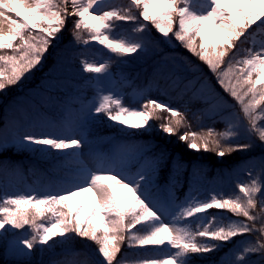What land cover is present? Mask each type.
Wrapping results in <instances>:
<instances>
[{
	"label": "snow or ice",
	"instance_id": "1",
	"mask_svg": "<svg viewBox=\"0 0 264 264\" xmlns=\"http://www.w3.org/2000/svg\"><path fill=\"white\" fill-rule=\"evenodd\" d=\"M68 17H75L72 36L78 44L95 43L116 56L138 54L146 51L145 36L127 39L113 32L121 27L119 22L131 23L133 33L147 32L150 24L166 41L179 42L187 53L207 66L223 93L240 106L247 126L239 117H222L227 125L222 132L213 128L203 133L184 132L178 138L186 142L189 150L211 151L223 158L251 148L253 136L264 145V39H256L257 33L264 34V0H125L123 4L116 0H0V92L21 83L42 65ZM205 32L209 38L219 39L210 44ZM249 41L255 47L241 54L238 42ZM108 67L107 61L97 64L81 60L83 72L96 74L88 79L97 87V95L77 112L66 114L58 135L21 134L13 121L12 127L0 132V150L15 147L42 156L55 151L66 160L78 157V150L85 143L81 130L90 123L103 122L101 117L134 133L152 129L154 119L163 120L159 129L169 136L187 125L186 113L162 100L140 93L139 107L132 108L119 95L105 93L101 86L111 76ZM193 71L201 72V76L169 78L163 88L181 98L190 94L192 100L203 102V115H219L227 102L198 66H193ZM162 113L168 115L164 117ZM242 138L248 142L239 143ZM147 150L119 145L112 157H99L95 169L80 167L54 190L3 197L0 234L30 229V237L16 241V251L22 257L30 256L36 245L44 250L67 243L72 239L71 233L98 246L102 260L95 264H191L193 254L214 252L237 236L258 233L255 242H241L243 247L236 253L235 261L247 264V257L256 255L255 264H264V181L260 175L247 183H237L238 193L231 196L213 193L208 199L198 200L189 193L183 202L163 203L150 193L152 175L163 160L162 154L145 158L134 174L126 171L131 161ZM261 172L264 173V162ZM0 173L5 177L14 174L7 168H0ZM258 206L259 213L254 214ZM211 209L220 212L210 216ZM223 211L244 217L247 222L231 220L222 215ZM169 217L172 222L167 221ZM181 220L189 222L182 224ZM192 222H198L195 231ZM197 237L207 238L206 242H198ZM125 241L129 249H143L134 254L132 261L117 260Z\"/></svg>",
	"mask_w": 264,
	"mask_h": 264
},
{
	"label": "rangeland",
	"instance_id": "2",
	"mask_svg": "<svg viewBox=\"0 0 264 264\" xmlns=\"http://www.w3.org/2000/svg\"><path fill=\"white\" fill-rule=\"evenodd\" d=\"M74 19L75 17H68V22H71ZM130 29L131 25L120 30H114L113 35H122L127 39H138L141 35H143L146 37V51L139 52L138 54L116 56L114 54L108 53L106 49H103L102 46L95 43L92 45L82 46L78 48L74 47L73 50L70 49V47L57 48L52 55V57H54L53 61L55 62L52 63L47 72L43 73L42 77L39 79L40 83L36 86H33V89H29V97L27 98V101L25 100V102H20V104L18 102L16 106L12 108L13 110L17 111V115H15V113L6 114L2 121V125L4 126L3 128H0V132H3L6 127H12V122L15 121L16 125L19 127V131L21 134L25 132L33 134H47V127L51 125L52 121L55 118V115H58L59 112L65 113L66 111H68L69 108L67 103L62 104L61 107H58L60 103L55 98L57 91H65L67 93L77 94L78 80L82 82H79L80 84H89L92 87L93 91H95L93 99L91 101H87L86 104L92 102L96 98L97 87L94 85V82H91L89 81V79L82 77H84L86 74L90 77L96 74L83 72L81 70V60L86 59L89 62H95L97 64L107 61L109 64L108 73L111 74L110 68L112 66H115L118 70L122 72L129 70L135 71L140 67V65H145L149 61H153L161 57L160 60H158L159 66H153L152 68L154 70H158L164 76L165 79L176 78L178 76L180 79L186 80L201 76V72L188 71L185 65L182 64L180 60L176 58H170L166 55L161 54L158 50L157 44L149 40L146 33H133ZM3 31L5 33L7 32L6 26L4 27ZM205 35L207 36L206 39L209 40L210 44H212L211 42L216 43L219 39L213 38L212 36L209 38L208 32H205ZM256 39L257 41H259L261 39H264V36L261 37V33H257ZM249 43L250 45L255 46L252 44L251 41ZM163 70H165V72H163ZM210 75L212 76V81L214 82H212L213 87L218 90V86L215 83V77L212 74ZM149 78L150 79H148V83H150L152 75ZM101 87L105 93L112 92L116 95H119L121 98L124 95V86L118 85V82L113 78L112 75ZM135 99L136 97L134 95L130 96V103L133 104ZM230 100L233 99L230 98ZM168 104L171 107L177 109H180L181 107H184L185 109L189 108V101H184L180 99H173V101L169 102ZM41 105H44V111L42 110L43 107ZM19 111L20 113L18 114ZM195 111L196 114L201 115L200 110ZM25 115H27L28 119H25ZM34 118L40 119L35 120ZM3 151L4 149L0 150V153ZM78 151L79 156L76 159V171L79 170V168L82 166L90 169H95L97 164H93V158H91V156L89 155L86 156V154H81V149H79ZM114 153H112V155L108 154L106 157H112ZM91 154L92 156L97 157V155H95V151H92ZM142 156H144V158L140 161L138 168L136 169L137 171L140 165L144 163L145 158H147L145 154L141 155L138 159L131 161L128 166L134 164L135 162H138ZM174 164L175 165L173 167V171L168 175L166 181H163L161 179L162 174L158 172V170L152 175V186L150 188V193L154 199L163 203H171V198L174 189L173 186L179 180L176 177L179 174L178 166L177 163ZM247 166L250 167V164ZM243 169L247 171V167H244ZM253 169L249 168V171H247L246 174L238 172L239 170L234 171L232 173L226 172L222 176H219L217 178H207V176L205 175L196 173V169H192L189 174L191 182L187 194L191 193L192 196H194L198 200L210 198L211 195L206 193V189H215L213 193H223L225 196L237 194L238 189L236 188V184H231L232 181H237L239 183H247L250 178H254L257 175H260L262 181H264V173L261 172V169L256 168L255 171ZM249 172H251V177L249 176ZM1 176H3V173H0V177ZM8 179L9 181L6 183L5 188L2 192L3 197L13 196L14 192L15 194H22L27 193L31 190V188L26 185V181L20 174L9 176ZM196 180H199L201 182L199 184H196ZM51 183L52 182L50 180L38 182L37 184H34V188L36 189V191H42L48 189ZM207 184H210L211 187H207ZM205 185L206 187H204ZM118 194H122V190H118ZM214 210L217 211L216 214L220 212V210ZM223 212H225V217L231 220L241 221V217L233 216L232 214H229L226 211ZM166 219L168 222H172L170 217ZM20 236L24 238L28 235L23 232ZM238 239L239 240H237L235 244L230 247L227 251L223 252L216 261L209 264H237V262L235 261V255L243 247V244L241 242H253V236H250V234H245L243 236H240ZM132 250L134 251V253H136L137 251H142L143 249L132 248ZM32 252L34 253V260L36 256L35 246ZM254 256L255 255L247 257V264H255V261L253 259ZM76 264H95V262L88 258L84 252H81Z\"/></svg>",
	"mask_w": 264,
	"mask_h": 264
},
{
	"label": "trees",
	"instance_id": "3",
	"mask_svg": "<svg viewBox=\"0 0 264 264\" xmlns=\"http://www.w3.org/2000/svg\"><path fill=\"white\" fill-rule=\"evenodd\" d=\"M148 27L150 28V33H152V35L159 39L160 44L163 47H171L173 52H178V54H180V56L182 58H186L191 60V57L193 58V56L190 53H187L186 49H184L182 46L179 45V42L174 41V39L171 42L166 41L156 30L154 27H152L150 24L148 25ZM171 51V50H170ZM194 59V58H193ZM16 86V85H15ZM15 86H10L7 87L4 91H2L1 93L4 94L7 91H10L13 87ZM1 95V94H0ZM0 98H2V96H0ZM163 123V120H152L151 124H152V129H150L147 132H139V133H134L132 130H127L128 132H132L135 137L141 138V139H150V140H155V142L157 143L158 147H156L159 150H164L165 154H171V152H178L179 154L182 155V157L184 158H189L190 155L192 154L193 150H189L187 148V144L186 142H181L179 140V135L183 134L184 132H187L185 127H181L179 129V131L177 132L176 135H166L165 133L162 132V130L159 129V125ZM210 152V151H209ZM199 153H202V157L205 159H208L206 154L208 152H205L203 150L199 151ZM204 154V155H203ZM216 154L213 152L211 154L212 160L210 162V164H214L215 160H216ZM5 156H9L10 158H18L20 156H24L27 157L30 160H33L36 163H46V159L48 158V156H42L39 152H30V151H26V150H19L15 147H9L7 148V154ZM204 159V160H205ZM207 161V160H205ZM209 162V161H207ZM255 214L259 213V209L256 210V212H254ZM260 222L257 221L256 222V226L259 227ZM72 239L70 241H68L67 243H57L55 244V246L51 249H59V248H63V247H68L70 245H74L77 247H85L87 242H89V240L87 239H81L79 237H75L74 234H69ZM253 235V242L256 241L257 236L259 235L258 233L256 234H252ZM91 245L93 246L91 248V250H93L95 252L96 255H98L97 249L98 246L92 242ZM231 241L224 243V246L228 245ZM0 259L4 258L6 261H10V262H24V263H28L29 262V258L30 256L27 257H22L20 255H18L17 251H16V240L10 236H8V232L7 234H0ZM22 248V245L20 246ZM1 249H3V251L5 250V254L1 255ZM50 249L45 248L44 250H41V246H40V253L39 254H43V253H48ZM25 252H27L24 249ZM99 256V255H98ZM122 252L117 254V260L123 259L122 257ZM100 257V256H99ZM102 260V257H100ZM52 257H48L46 258V262H49L50 260H52ZM254 259L257 261L258 257L255 255ZM4 262V260H3ZM114 264H116V262L114 261Z\"/></svg>",
	"mask_w": 264,
	"mask_h": 264
},
{
	"label": "bare ground",
	"instance_id": "4",
	"mask_svg": "<svg viewBox=\"0 0 264 264\" xmlns=\"http://www.w3.org/2000/svg\"><path fill=\"white\" fill-rule=\"evenodd\" d=\"M213 38H218L217 36H212Z\"/></svg>",
	"mask_w": 264,
	"mask_h": 264
}]
</instances>
